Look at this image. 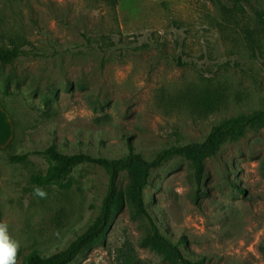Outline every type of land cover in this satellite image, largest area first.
<instances>
[{
	"label": "rangeland",
	"instance_id": "374dc122",
	"mask_svg": "<svg viewBox=\"0 0 264 264\" xmlns=\"http://www.w3.org/2000/svg\"><path fill=\"white\" fill-rule=\"evenodd\" d=\"M264 9V0H253ZM24 54L0 64V102L14 122L0 150V222L19 242L17 264L32 251L59 252L98 215L108 174L73 165L35 194L33 174L56 143L65 153L120 157L128 142L151 160L164 148L202 141L212 126L264 110V26L234 0H0V46ZM10 85L6 88V82ZM12 154H26L12 162ZM129 176L122 172L119 187ZM149 212L183 253L205 264H264V124L227 141L206 160L200 183L174 156L153 168ZM129 204L104 244L73 264H177L139 244L148 231Z\"/></svg>",
	"mask_w": 264,
	"mask_h": 264
},
{
	"label": "trees",
	"instance_id": "16d2710c",
	"mask_svg": "<svg viewBox=\"0 0 264 264\" xmlns=\"http://www.w3.org/2000/svg\"><path fill=\"white\" fill-rule=\"evenodd\" d=\"M107 1L117 2V0ZM241 2H245L251 7L257 21L264 26V9L256 7L253 0H234L236 6H239ZM23 54L24 51L18 44H13L11 47L0 46V64H12ZM9 85L10 83L7 81L6 88ZM263 124L264 110L261 109L229 118L213 125L204 140L171 145L164 148L151 160L147 159L143 153L129 142L127 152L123 156L113 158L85 152L65 153L58 148L56 143L43 150H37L36 153L47 156L50 165L46 173L31 176L30 182L33 189L45 190L52 184L63 187L64 184L59 179L63 178L73 165L82 162L101 166L108 174V185L98 215L82 233L76 236L68 247L49 255L32 251L25 256V264H73L76 257L84 250L105 243L111 222L124 209L126 204L130 205L135 218H145L148 222V231L139 241L141 246L160 253L163 259L170 263L205 264L202 257L191 258L185 255L180 248L185 240L179 238L174 241L170 234L159 228L149 212L145 200V190L150 183L152 170L168 158L181 156L191 162L194 167L196 181L200 183L209 156L216 155L227 141L238 140L244 137L250 129ZM3 149L5 148H0V150ZM26 157V154H12L10 160L12 162H23ZM122 172H126L129 176V183L125 191H122L119 187V178ZM1 217L2 211L0 208V219ZM123 254L128 264L134 263L135 256L133 247L130 244L124 246Z\"/></svg>",
	"mask_w": 264,
	"mask_h": 264
},
{
	"label": "clouds",
	"instance_id": "9594fccd",
	"mask_svg": "<svg viewBox=\"0 0 264 264\" xmlns=\"http://www.w3.org/2000/svg\"><path fill=\"white\" fill-rule=\"evenodd\" d=\"M34 191L38 196L46 195L40 188ZM18 249L19 242L10 236L7 224L0 222V264H17Z\"/></svg>",
	"mask_w": 264,
	"mask_h": 264
},
{
	"label": "crops",
	"instance_id": "0c3cea01",
	"mask_svg": "<svg viewBox=\"0 0 264 264\" xmlns=\"http://www.w3.org/2000/svg\"><path fill=\"white\" fill-rule=\"evenodd\" d=\"M14 136L13 118L0 102V148H6Z\"/></svg>",
	"mask_w": 264,
	"mask_h": 264
}]
</instances>
